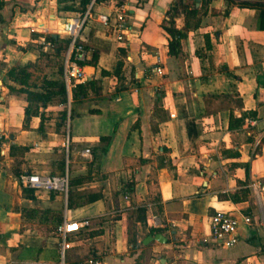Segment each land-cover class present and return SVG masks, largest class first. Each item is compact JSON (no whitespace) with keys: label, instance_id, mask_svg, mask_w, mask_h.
<instances>
[{"label":"crops","instance_id":"1","mask_svg":"<svg viewBox=\"0 0 264 264\" xmlns=\"http://www.w3.org/2000/svg\"><path fill=\"white\" fill-rule=\"evenodd\" d=\"M80 2L0 3V264H264L251 187L264 178V0H98L73 100L63 26ZM122 13L118 40L98 15ZM55 82L65 104L28 99ZM65 170L66 198L30 197L18 179ZM216 210L252 218L231 247L211 238ZM64 220L87 225L61 257Z\"/></svg>","mask_w":264,"mask_h":264},{"label":"built area","instance_id":"2","mask_svg":"<svg viewBox=\"0 0 264 264\" xmlns=\"http://www.w3.org/2000/svg\"><path fill=\"white\" fill-rule=\"evenodd\" d=\"M3 0H0V3ZM98 0H90L85 9L73 16L63 26V32L68 36L69 41L62 62V78L67 90L74 89L85 79L82 63L86 60L87 49L85 46L84 28L93 17V8ZM99 21L109 26L116 32V39L122 40L124 31L127 30L125 17L122 14L116 15L113 22L106 14L98 15ZM89 155V150L85 151ZM20 183L35 192H54L63 195L65 198L70 189V176L67 170L61 174H28L22 173L19 176ZM252 190L257 197L258 203L264 210V178L255 180ZM156 218H150V225L156 226ZM245 225L252 224L250 216H243L241 219L225 211L216 210L209 218L210 235L214 242L225 247H231L237 243V229L240 223ZM87 224L85 222L64 220L56 228V234L60 238L59 251L63 257L64 250L69 247L67 236L72 233H78ZM264 232V217L260 221Z\"/></svg>","mask_w":264,"mask_h":264},{"label":"trees","instance_id":"3","mask_svg":"<svg viewBox=\"0 0 264 264\" xmlns=\"http://www.w3.org/2000/svg\"><path fill=\"white\" fill-rule=\"evenodd\" d=\"M90 0H81L80 5H81V11H83L86 7V4L89 2ZM175 37V35H173V38ZM175 40L171 42L170 47L173 49L174 44H175ZM15 74V69H12L9 71V75L11 77H13ZM53 89H50L48 92H46V94H34L30 91L25 90V92L28 94V99H38L42 102L43 105H45V103L47 101H50L53 97H58V101L60 103L65 104L66 100H67V92L66 89L64 87L63 84H60L58 82L55 83H50ZM81 96H85V92H84V86L82 84H78L74 89H72V99L76 100L77 98L81 97ZM26 112H28L26 110ZM61 118L59 119V123L61 125L65 124L66 122V111L61 112ZM40 130H42V128L40 127ZM70 188H71V180H70ZM24 191L27 193H30V197H33L34 194V190L28 187L24 188ZM69 193H70V189L68 192V197H69Z\"/></svg>","mask_w":264,"mask_h":264},{"label":"water","instance_id":"4","mask_svg":"<svg viewBox=\"0 0 264 264\" xmlns=\"http://www.w3.org/2000/svg\"><path fill=\"white\" fill-rule=\"evenodd\" d=\"M159 237H160V235L157 234L156 236H154V239L159 240ZM149 239H151V236L149 237Z\"/></svg>","mask_w":264,"mask_h":264}]
</instances>
